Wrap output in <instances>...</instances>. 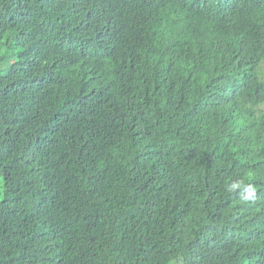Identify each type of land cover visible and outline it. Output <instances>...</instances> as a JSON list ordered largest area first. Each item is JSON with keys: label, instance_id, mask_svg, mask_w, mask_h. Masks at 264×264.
<instances>
[{"label": "trees", "instance_id": "16d2710c", "mask_svg": "<svg viewBox=\"0 0 264 264\" xmlns=\"http://www.w3.org/2000/svg\"><path fill=\"white\" fill-rule=\"evenodd\" d=\"M171 261L264 264V0H0V264Z\"/></svg>", "mask_w": 264, "mask_h": 264}, {"label": "clouds", "instance_id": "9594fccd", "mask_svg": "<svg viewBox=\"0 0 264 264\" xmlns=\"http://www.w3.org/2000/svg\"><path fill=\"white\" fill-rule=\"evenodd\" d=\"M240 189H242V192H241L242 202H247V201H251L255 199L256 189L250 184L245 185L243 181H233L227 186L226 191L229 193H232Z\"/></svg>", "mask_w": 264, "mask_h": 264}, {"label": "rangeland", "instance_id": "374dc122", "mask_svg": "<svg viewBox=\"0 0 264 264\" xmlns=\"http://www.w3.org/2000/svg\"><path fill=\"white\" fill-rule=\"evenodd\" d=\"M170 264H182V261H179L178 263L175 261H173V262L171 261Z\"/></svg>", "mask_w": 264, "mask_h": 264}]
</instances>
